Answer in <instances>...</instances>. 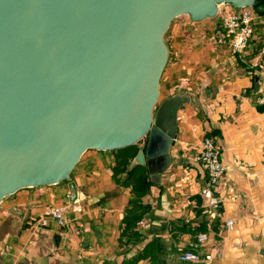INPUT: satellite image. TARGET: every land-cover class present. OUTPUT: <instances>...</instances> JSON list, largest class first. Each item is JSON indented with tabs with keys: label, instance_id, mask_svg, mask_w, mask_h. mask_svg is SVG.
Segmentation results:
<instances>
[{
	"label": "crops",
	"instance_id": "1",
	"mask_svg": "<svg viewBox=\"0 0 264 264\" xmlns=\"http://www.w3.org/2000/svg\"><path fill=\"white\" fill-rule=\"evenodd\" d=\"M255 10L253 33L239 53L213 39L216 16L192 22L182 15L170 23L160 99L190 100L177 112L171 163L159 185L150 183L139 198L114 179L115 151L87 150L69 180L2 199L0 264H264V104L255 100L264 90V7ZM205 137L220 146L225 167L224 184L214 189L218 206L200 194ZM67 203L61 228L46 211ZM133 203L145 207L130 229L139 238L120 243L124 211ZM191 249L211 258L178 259Z\"/></svg>",
	"mask_w": 264,
	"mask_h": 264
},
{
	"label": "water",
	"instance_id": "2",
	"mask_svg": "<svg viewBox=\"0 0 264 264\" xmlns=\"http://www.w3.org/2000/svg\"><path fill=\"white\" fill-rule=\"evenodd\" d=\"M256 0H0V202L69 180L90 149L141 145L150 181L171 163L185 94L160 100L165 34L187 15Z\"/></svg>",
	"mask_w": 264,
	"mask_h": 264
},
{
	"label": "built area",
	"instance_id": "3",
	"mask_svg": "<svg viewBox=\"0 0 264 264\" xmlns=\"http://www.w3.org/2000/svg\"><path fill=\"white\" fill-rule=\"evenodd\" d=\"M217 24L213 29V39L218 44L227 43L233 52H242L253 33V23L258 17L255 8L243 7L234 8L228 4H221L218 9ZM259 104H264V90H261L255 98ZM220 146L211 137H205L198 152V160L206 170L203 185L200 188V194L205 198L210 205L218 206V198L214 194L216 187L224 184L225 167L220 159ZM73 198V194L69 196ZM69 203L50 207L46 211L48 218L54 220L59 227H63L66 223L65 212L67 211ZM138 224H143V221H138ZM233 225L231 220L226 221V226ZM206 236L200 234L198 241L202 242ZM210 254H201L196 250H186L182 252L178 259L180 261L201 262L209 260Z\"/></svg>",
	"mask_w": 264,
	"mask_h": 264
},
{
	"label": "trees",
	"instance_id": "4",
	"mask_svg": "<svg viewBox=\"0 0 264 264\" xmlns=\"http://www.w3.org/2000/svg\"><path fill=\"white\" fill-rule=\"evenodd\" d=\"M264 7V0H256L255 5ZM139 145H131L119 150H115V163L113 166V176L116 182L122 183L124 186L131 188L132 192L135 193L137 197H142L146 194L148 186L150 183V175L147 168L144 165L133 163L134 157L139 150ZM132 164L131 168L128 166ZM125 172V177L122 174ZM145 212V207L140 203H133L124 211L123 223L124 227L121 230L119 241L122 242L124 237L127 239H138L139 234L136 231H130V229L135 225L136 220L142 217ZM125 264H131V262H126Z\"/></svg>",
	"mask_w": 264,
	"mask_h": 264
},
{
	"label": "rangeland",
	"instance_id": "5",
	"mask_svg": "<svg viewBox=\"0 0 264 264\" xmlns=\"http://www.w3.org/2000/svg\"><path fill=\"white\" fill-rule=\"evenodd\" d=\"M167 32H168V30H167ZM167 32H166V34H165V41H166V39H167ZM167 43V42H166ZM161 100V99H160Z\"/></svg>",
	"mask_w": 264,
	"mask_h": 264
}]
</instances>
